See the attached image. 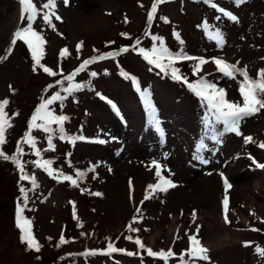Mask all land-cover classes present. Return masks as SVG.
<instances>
[{"label":"rangeland","instance_id":"obj_1","mask_svg":"<svg viewBox=\"0 0 264 264\" xmlns=\"http://www.w3.org/2000/svg\"><path fill=\"white\" fill-rule=\"evenodd\" d=\"M34 2L39 7L45 0ZM153 2L68 0L65 5L64 0H56L61 20L52 17L55 29L45 24L42 16L33 24L46 41L40 65H35L27 44L19 39L15 45L11 43L14 33L27 25V20H21V5L18 0H0V101L9 100L5 111L12 124L6 130L2 151L16 155L36 109L57 91L66 99L50 108L55 115L68 117L63 124L65 139L59 138L58 126L52 125L56 129L52 134L54 150H49L48 134L34 126L31 135L41 156H36L29 144L20 145L24 173L35 177V186L31 180H21L19 168L16 179L11 159L0 158V264H165L163 259L149 256L148 248L154 252L170 249L175 255L167 264H180L191 235L209 250V259L197 264H264V256L256 251L257 246L264 248V169L253 163V159L264 163V148L258 146L264 142V109L240 121L241 135L228 131L215 122L206 101L182 80L172 78L168 59L161 58L166 65L161 70L138 50L151 49L155 43L172 53L205 57L208 62L196 75V60H175L172 66L190 83L203 77L224 89L227 100L242 104V77L225 76L214 59L238 64L251 77L264 69V0H246L239 6L233 0H214L237 16L238 22L204 0H165L149 23ZM216 30L223 33V43L211 38ZM152 36L160 39L153 41ZM134 45L137 51L132 50ZM65 48L68 53L61 57ZM123 48L128 50L121 52ZM117 52L119 55L97 60L78 73L73 83L85 87L72 95L56 84L84 60ZM41 65L63 73L51 76ZM91 72L97 75L92 77ZM138 87L149 94L165 137L149 123L144 98L139 100L134 94ZM100 92L114 106L119 105L123 116L98 97ZM81 135L84 140L71 142L70 138ZM246 136H251L252 142L246 144ZM96 140L107 142H93ZM201 141L205 147L199 155L206 164L194 158ZM37 160L53 161L51 168L56 171L49 175L36 166ZM153 160L175 187L169 186L167 191L148 188L158 183ZM78 171L84 173L82 179L76 177ZM58 173L76 178L77 185ZM135 175L143 180L141 192H133L122 202L113 200L111 190L126 179L135 183ZM225 177L231 185L227 189ZM18 180L24 182L23 193ZM173 199L178 201L176 208L171 206ZM18 205L31 221V231L41 245L39 252L21 240ZM61 236L66 243L60 242ZM137 238L144 249L135 243ZM109 242L125 251L109 253ZM245 242L251 244L245 246ZM93 250L95 254L85 255Z\"/></svg>","mask_w":264,"mask_h":264},{"label":"snow or ice","instance_id":"obj_2","mask_svg":"<svg viewBox=\"0 0 264 264\" xmlns=\"http://www.w3.org/2000/svg\"><path fill=\"white\" fill-rule=\"evenodd\" d=\"M19 4L21 5V20H27V25L25 27L19 28L15 33L12 39V45H15L17 39L23 41L27 44L30 52L31 57L34 61L35 65H40L41 58L44 55V45L46 41L44 40L43 36L40 32L34 30L33 24L38 16H42V19L45 24L49 27L55 29V24L52 22V17L54 16L56 20H61V17L56 12V0H45V2L40 3L39 7L34 2V0H18ZM165 0H154L151 10L148 13V22L151 23L154 14L157 11V6L161 3H164ZM233 2L239 6L246 2V0H233ZM65 5L68 4V0H64ZM204 3L209 4L212 8L216 9L219 13L223 16L228 17L230 20L238 22V17L235 16L231 11L226 10L223 7H220L218 3L214 2V0H204ZM165 22H167L166 18H163ZM219 19V17L217 18ZM205 24L207 22L205 21ZM126 35V34H122ZM213 39L217 40L218 43H223L224 37L223 33L219 30H216L215 33L212 35ZM159 37L152 36L153 41L159 40ZM140 41H136V45H139ZM127 48H123L120 51H127ZM133 51H137V47L134 45L132 48ZM139 53L143 56V58L149 63L155 65L157 68L161 70H165L166 65L161 63V58H167L169 64L167 65L168 68L171 69V74L173 79L182 80L189 89H191L197 96H199L202 100L206 101L207 107L211 111L212 115L215 117L216 123H221L226 127V130L235 132L238 135H241L239 132V124L240 121L249 115H253L258 112L260 109H264V69L259 70L255 77L249 76V73L246 68H241L238 64H232L227 61H224L219 58L214 59V63L217 65L218 71L228 76L229 78H235L237 75L242 77L240 82L239 91L242 96V104L231 102L226 99V93L224 89L217 88V86L205 78H199L195 83H190L186 77L180 74L179 69L172 66V62L179 59H186V60H196L198 63L193 66V74L196 75L201 69V66L207 63L208 61L205 60L203 57H192L181 53H172L166 47H163L161 44L160 47L154 43L151 49H146L140 47ZM11 49H9V52ZM80 51V46H77V52ZM68 53V49L65 48L60 52V56L64 57L65 54ZM119 55L117 53H103L99 56L91 57L87 60H84L78 68H76L71 74L64 76L63 79L56 81V84L60 85L62 91L68 95H72L75 91L81 90L85 87L82 83H73L74 77L82 72L85 71L89 64L96 62L97 60L115 57ZM41 67H43L41 65ZM35 70V67H34ZM43 71L48 73L51 76H56L58 74L62 75L63 70L60 69L59 72L53 71V69L49 67H43ZM97 75L96 72H91L90 76L95 77ZM134 79V78H133ZM65 81L68 82V86L65 87ZM49 87H53L50 85ZM144 96V103L146 110L149 114V123L156 128L157 131L163 132L161 128V121L157 118L156 109L152 104L149 94L144 92L142 93ZM66 99V96H62L60 91L55 92V94L51 95L49 98L44 99L39 107L36 109V113L31 118V124L29 125V132L26 133V138L23 139L20 143H18L16 155L8 156L2 151V146L6 143V130L12 127L11 119L8 116V113L5 111L6 106L9 104L8 99H4L0 101V158L3 159H11L13 163L17 165L21 172V180H31L32 184L36 185V180L34 176H29L24 173V163L20 159L23 155V148L20 146L23 143L29 144L34 150L36 156H41L40 149L36 146V140L31 135V131L33 126L42 129L43 132L48 134V144L49 150H54L52 145V134L56 132V129L52 127L53 124L57 125L59 128V138L65 139L67 133L63 127L64 121L68 119V117L64 115H55L53 110L50 108L52 104L57 101H63ZM113 107H115L113 105ZM41 121V123L37 124V121ZM72 143H75V140H84L85 137L77 136L70 138ZM253 138L251 136H246L244 138V142L247 144L252 142ZM93 142L98 143H106L105 140H96ZM260 148H264V142H260L258 144ZM205 147L203 141L201 144L197 146L196 155L194 156L195 159H200L202 163H208L206 159H202L199 155L202 148ZM251 158V157H250ZM37 167L44 168L45 171L49 173V175H53L56 171L51 168L53 161L51 160H44L42 163L40 160L34 161ZM253 163H256V166L259 168L264 169V163H257L253 159ZM152 166L156 168V177L158 178V183L148 185L149 189H158L160 191H167V188L175 187L173 182L165 178L161 174L162 166L155 160L152 161ZM224 174L221 173V176ZM84 173L77 172V178H83ZM58 177H62L64 180L70 181L74 186L77 185V179L73 178L72 176L64 175L63 173H58ZM225 187L230 188L231 185L228 183L227 178H224ZM21 192H25L24 188H21ZM95 195H100V193H95ZM147 198V197H146ZM26 199V197H25ZM26 206V205H25ZM224 206V218L225 221L228 222V211H229V202L228 199L225 198L223 201ZM24 212V207L20 205L17 206V213H16V221L17 227L21 230V240L22 242L26 243L29 249L35 250L37 252L40 251L41 245L35 239L32 231H31V221H29L26 217L22 214ZM195 217V213H193ZM130 231H138L137 229H131ZM253 231H257L258 229H252ZM199 229H197V232ZM128 239H132V237H128ZM190 246L188 249L185 250L184 254L179 257L180 264H197L198 261H207L209 259L207 253L208 249L204 247L201 241L197 238L196 235H191L189 237ZM61 243H66L64 237L61 236L60 239ZM135 243L139 246V248L144 249L145 246L141 242L139 238L135 240ZM251 242H245V246H248ZM125 250L115 248L111 242L108 244V252H123ZM147 254L151 257H158L165 261H167L169 257H173L175 254L169 249L168 251L161 250L160 252H154L152 249H146ZM257 254L264 256V248L257 246L256 248ZM87 254H95V250ZM128 255H134L135 253L128 252ZM187 257V259H185Z\"/></svg>","mask_w":264,"mask_h":264},{"label":"bare ground","instance_id":"obj_3","mask_svg":"<svg viewBox=\"0 0 264 264\" xmlns=\"http://www.w3.org/2000/svg\"><path fill=\"white\" fill-rule=\"evenodd\" d=\"M136 182L133 183L131 180L120 181L117 186H115L111 192V198L115 201H125L133 192L138 194L143 188V180L139 178L138 175H135ZM239 197H243L241 190H239ZM178 201L176 199L171 200V206L176 208Z\"/></svg>","mask_w":264,"mask_h":264},{"label":"trees","instance_id":"obj_4","mask_svg":"<svg viewBox=\"0 0 264 264\" xmlns=\"http://www.w3.org/2000/svg\"><path fill=\"white\" fill-rule=\"evenodd\" d=\"M10 161L13 163L12 160H10ZM12 167H15V168H12L11 172H12L13 175H15V178L18 179V177L20 176L19 175V172H18V167H17V165L15 163H13V166ZM35 170H37V169H35ZM17 173H18V176H17ZM18 182H19V188H21V186L24 185V182L23 181L20 182L19 180H18ZM27 183L28 182H26V184Z\"/></svg>","mask_w":264,"mask_h":264}]
</instances>
